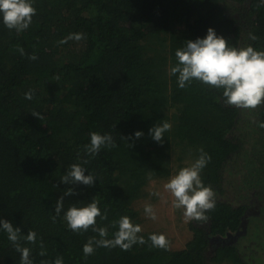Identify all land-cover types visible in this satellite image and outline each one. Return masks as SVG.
<instances>
[{"label": "trees", "instance_id": "obj_1", "mask_svg": "<svg viewBox=\"0 0 264 264\" xmlns=\"http://www.w3.org/2000/svg\"><path fill=\"white\" fill-rule=\"evenodd\" d=\"M33 7L26 30L0 24V217L24 234L36 231L35 243L24 242L33 264L57 257L64 264H264V104H226L214 86L193 79L180 88L169 72L175 50L209 26L236 47L264 49V0H33ZM74 33L82 38H69ZM164 121L171 127L157 143L147 130ZM136 129L145 134L128 140ZM92 131L111 133L114 146L89 155ZM199 149L211 157L200 176L216 204L206 220L188 221L183 248L155 247L147 230L138 234L144 243L94 246L84 255L83 244L100 237L92 226L67 227L69 205L96 199L106 217L96 224L109 225L105 238L123 215L142 226L138 203L148 185L189 166ZM84 160L95 175L91 186L60 181ZM19 255L0 232V264H20Z\"/></svg>", "mask_w": 264, "mask_h": 264}, {"label": "clouds", "instance_id": "obj_2", "mask_svg": "<svg viewBox=\"0 0 264 264\" xmlns=\"http://www.w3.org/2000/svg\"><path fill=\"white\" fill-rule=\"evenodd\" d=\"M35 13L33 0H0V24L8 29H14L17 33L29 27ZM82 35V33H74L70 34L69 38L80 40ZM248 38L257 39L253 33H249ZM184 41L183 46L175 50L176 63L169 68L170 74L176 76L178 87L184 88L186 82L191 83L193 79H197L221 90V96L226 104L240 108H256L264 104V49H256L251 44L236 47L223 35L217 34L211 26L206 29L204 36ZM64 42V40L60 41V43ZM20 51L23 53V49ZM35 58V55L30 56V59ZM24 95L27 99L32 98L31 91ZM33 115L39 114L33 113ZM259 124L264 127V121ZM170 127L171 124L167 121L152 124L147 134L153 141L162 143L164 133ZM144 134L143 130L136 129L129 134L128 140L138 139ZM108 146H114L111 133L101 134L92 131L89 133V142L85 145V149L89 155L95 156L101 148ZM210 159L207 152L199 149L197 158L189 166L179 168L163 185L173 197L172 206L177 209L182 208L186 221H204L207 219V211L215 208V192L212 187L204 184L200 176L201 170ZM85 164L87 160L69 165L60 176V181L91 186L95 175L86 169ZM86 171L87 174H85ZM72 191L69 188L65 194ZM63 207L62 197L58 198L55 205L56 213L59 214ZM144 211L153 219L155 218L151 205H145ZM97 216L101 219L106 218L98 207L96 199L86 204H71L63 212V219L71 230H87L89 226H92V230L99 234V239L89 238L83 244L82 251L85 256L93 253L94 246H119L126 250L134 243H144V237L138 235L141 232V226L131 222L129 216L123 215L111 222L110 226L116 228L111 238H105L108 236L109 225L97 226ZM0 232L6 233L7 240L19 252L20 264H33L32 250L25 246L24 242H36L35 230L29 229L24 234L20 226L0 217ZM148 239L155 247L165 248L168 244L163 233H151ZM44 254L45 250L41 246L39 255ZM41 264H64V262L63 258L57 257L51 262L41 261Z\"/></svg>", "mask_w": 264, "mask_h": 264}, {"label": "rangeland", "instance_id": "obj_3", "mask_svg": "<svg viewBox=\"0 0 264 264\" xmlns=\"http://www.w3.org/2000/svg\"><path fill=\"white\" fill-rule=\"evenodd\" d=\"M167 181L153 182L148 185L146 192L148 196L138 203V207L144 208L145 205H151L155 213L153 219L146 213L143 215V225L141 232L153 231L154 233H163L172 249H181L190 238L187 223L183 217V210L172 206L173 197L163 187ZM257 261L263 262L259 257ZM256 261V259L254 258Z\"/></svg>", "mask_w": 264, "mask_h": 264}]
</instances>
